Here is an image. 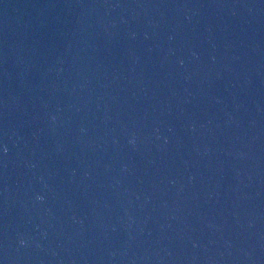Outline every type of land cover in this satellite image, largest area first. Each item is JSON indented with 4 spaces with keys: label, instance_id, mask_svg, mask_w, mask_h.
I'll use <instances>...</instances> for the list:
<instances>
[{
    "label": "water",
    "instance_id": "obj_1",
    "mask_svg": "<svg viewBox=\"0 0 264 264\" xmlns=\"http://www.w3.org/2000/svg\"><path fill=\"white\" fill-rule=\"evenodd\" d=\"M0 264H264V0H0Z\"/></svg>",
    "mask_w": 264,
    "mask_h": 264
}]
</instances>
